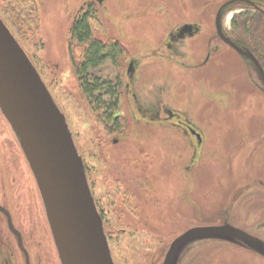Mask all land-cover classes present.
<instances>
[{"label":"rangeland","instance_id":"374dc122","mask_svg":"<svg viewBox=\"0 0 264 264\" xmlns=\"http://www.w3.org/2000/svg\"><path fill=\"white\" fill-rule=\"evenodd\" d=\"M229 1L37 0L41 31L32 37L17 34L0 0V18L68 124L115 264H164L179 237L225 222L264 238V93L244 60L215 35L219 7ZM90 4L97 11V38L116 40L127 50L120 71L119 116L126 122L121 131L106 127L88 102L69 52L74 17ZM233 14L225 17L228 29ZM186 23L199 25L201 33L183 47L168 48L170 31ZM118 73L110 61L99 71L110 78ZM169 109L206 133L204 155L193 165L194 149L183 134L154 121L167 119ZM39 192L0 109V199L27 236L32 264H62ZM1 222L0 264L10 252L5 242L14 248L12 264H25ZM173 264H264V259L223 234L190 241Z\"/></svg>","mask_w":264,"mask_h":264},{"label":"water","instance_id":"95a60500","mask_svg":"<svg viewBox=\"0 0 264 264\" xmlns=\"http://www.w3.org/2000/svg\"><path fill=\"white\" fill-rule=\"evenodd\" d=\"M235 1L239 0L230 3ZM221 15L222 10L217 15L220 37L238 53L251 58L264 82V69L255 56L224 36ZM0 109L18 137L34 173L62 264H115L84 162L68 124L39 73L1 18ZM226 233L248 238L233 227L193 229L171 245L164 264H173L178 251L190 241Z\"/></svg>","mask_w":264,"mask_h":264},{"label":"trees","instance_id":"16d2710c","mask_svg":"<svg viewBox=\"0 0 264 264\" xmlns=\"http://www.w3.org/2000/svg\"><path fill=\"white\" fill-rule=\"evenodd\" d=\"M1 1L18 35L35 37L40 33L41 16L37 0ZM96 23L97 11L93 4L78 11L70 29L69 52L80 87L88 102L99 113V118L106 127L121 131L126 122L119 116L123 87L120 71L121 64L127 57V50L116 40L104 42L98 39L96 28L99 22ZM236 24L238 30L246 36L245 39L251 41L258 52L264 54V12L242 15ZM108 61L119 71L116 78L99 75V71ZM261 61L264 67V58Z\"/></svg>","mask_w":264,"mask_h":264},{"label":"flooded vegetation","instance_id":"af4514ba","mask_svg":"<svg viewBox=\"0 0 264 264\" xmlns=\"http://www.w3.org/2000/svg\"><path fill=\"white\" fill-rule=\"evenodd\" d=\"M232 1H234V0H231L227 3H224L223 5H221L219 7V10H218V13L220 10H222L221 24H222L223 34H224V36H226V38H228L231 41H233L234 43H236L244 51L249 52L252 55H254L255 58L260 62L261 66L263 67L261 60H263L264 54L258 52V49L255 48L253 43H251V41H247L242 36V34L237 31L238 27H237L236 22L239 19V17H241L242 15L245 16L247 14L256 13L258 11L264 12V0H239V1H235L233 3H230ZM241 5H243L244 7L240 8L239 9L240 11H236V9L234 7L235 6H241ZM229 12L234 13V14L232 16V21H231L232 28L228 29L225 26V17L227 16V14ZM218 13H217V15H218ZM217 15L215 18L216 19V22H215L216 34L215 35H216L217 39H219L228 48L235 51L236 54L239 55L244 60L246 66L248 67V70H249V73L251 76V80L254 82L255 85H258L257 87L264 93V82L262 80V77H261L255 63L252 62L251 58L248 57L247 55H241L240 53H238L235 49H233L231 46L226 44L222 40V38L220 37L218 29H217ZM201 31H202L201 27L197 24H192V23L183 24L180 27L170 31V33L168 34V39H167V47L168 48L183 47L184 44L190 38H195L197 35H199L201 33ZM209 55H210V53H209ZM207 57H209V56H207ZM209 60H210V57L207 59V62ZM133 67H134L133 64H131L130 72L133 70ZM263 69H264V67H263ZM168 112H169V116L167 117V119L160 121V118H159V119H156L154 121L158 125H161V126H171L183 134V136L190 142L191 146H193V149H194V160L192 163V165H193L196 162H198L204 155V146H205L206 139H207L206 133H205V131H203L202 129H200L196 125H194L193 122H191L188 118H186L181 112L179 113V111L177 112V111L171 110V109H169ZM25 157H26V155H25ZM30 168H31V166H30ZM31 170H32V168H31ZM39 193H41V192H39ZM40 196H42V195H40ZM94 202L96 205L95 199H94ZM44 207H45V205H44ZM46 218H47L48 225L50 227L49 220L47 217V212H46ZM101 218L104 222V219H103L104 217H102V215H101ZM16 219H17V217L14 214V212L10 209V207L3 200L0 199V222L2 221L1 223L5 224V227L8 230V232L15 238L16 246H17L18 250L23 254L25 264H32L30 250H29L28 245H27L28 244L27 236L20 229L19 225L16 222ZM262 225H264V221L262 222ZM211 227H233V228H236V229L243 231L245 234H247L248 238L237 237V236L236 237L238 239H240L241 241H243V243H246V247L249 248V250L252 253H254L257 256L262 257L264 259V238H262L261 236H258L256 233L246 231L240 227L232 225L229 222H225L223 224H219L216 226L215 225H208V228H211ZM259 228H261V226ZM50 229H51V227H50ZM0 233H1V230H0ZM225 235H230V234L226 233ZM3 248L5 249V251L7 249L8 252L9 251L11 252V253L9 252V256H7V257L3 256V263L4 264H12L10 257H12L14 255V248L12 249L10 244H7V242H5Z\"/></svg>","mask_w":264,"mask_h":264}]
</instances>
